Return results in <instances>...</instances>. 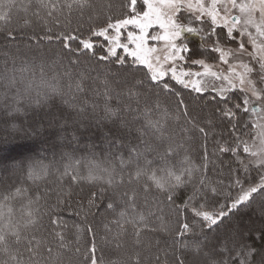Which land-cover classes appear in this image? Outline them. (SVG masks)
Returning a JSON list of instances; mask_svg holds the SVG:
<instances>
[{
  "label": "trees",
  "instance_id": "obj_1",
  "mask_svg": "<svg viewBox=\"0 0 264 264\" xmlns=\"http://www.w3.org/2000/svg\"><path fill=\"white\" fill-rule=\"evenodd\" d=\"M145 8L143 0H111L108 11L99 8L98 0H0V38L13 40L22 30L45 32L46 43H56L65 56L90 59L98 70L88 74L105 72L112 90L139 79V91L148 95L140 109L129 113L117 103L122 115L114 121L101 110L112 102L91 95L95 83L86 77L87 60L68 78L59 76L63 61L56 62L51 52L41 65L33 60L11 67L0 62V124L18 135L16 142H8L6 135L3 139L7 159L33 153L34 148L23 149L27 142L57 156H19L13 161L17 168L0 176V264H150L153 241L164 256L153 264H186L199 244L216 264H264V222L241 234L238 254L235 247L216 246L231 229L227 221L248 222L255 215L251 207L264 197V169L249 151L256 140L252 109L261 105L241 89L220 90L205 81L210 86L198 91L171 76L155 78L147 66L121 51L110 54L104 33ZM180 12L176 20L183 32L185 63L216 61L226 46L231 52L242 49L210 20ZM23 66L30 72H21ZM69 96L70 106L64 103ZM40 97L42 110L27 105ZM201 100L217 106L209 132L206 125L182 124L190 108L198 118ZM9 109L19 114L8 118ZM55 120L62 123L60 128L48 125ZM70 135L79 143L63 151L57 142ZM104 135L111 145L130 140V146L105 154ZM87 143L90 153L82 152ZM132 148L138 154L130 155ZM131 185H139L135 202L134 194L132 202L121 196ZM138 203L141 212H133ZM221 213L227 214L211 224L209 217ZM212 233L215 243L200 241L202 234ZM119 250L125 256L134 250L135 259L115 260L113 252Z\"/></svg>",
  "mask_w": 264,
  "mask_h": 264
},
{
  "label": "rangeland",
  "instance_id": "obj_2",
  "mask_svg": "<svg viewBox=\"0 0 264 264\" xmlns=\"http://www.w3.org/2000/svg\"><path fill=\"white\" fill-rule=\"evenodd\" d=\"M145 3V11L142 14L133 16L132 18L126 19L116 25H114L110 31H106L104 35L109 41V52L112 55L118 54L120 51L122 55H127L135 59L138 63L145 65L149 68L152 75L155 78H166L171 76L178 82L184 84L185 86L194 88L201 91L203 88H208V81L220 90H233L235 88L246 91L254 100V103H260V108H253L254 115L256 116V140L250 148V152L253 161L256 165L262 166L264 169V0H143ZM98 6L104 11H108L111 8V0H98ZM181 10L186 13L194 15L200 20H210L216 27H221L225 29L232 38V40L238 42V46L241 45L242 49L231 52V47L226 46L227 50H220L216 56L219 58L216 61L206 62L204 60H195L192 63L187 64L182 56V42L181 35L183 34L182 29L177 24L176 17L180 14ZM236 19V21L233 20ZM28 31H18L16 33V38L13 40L6 39L5 37L0 38V62L4 64H15L17 65L20 61L25 62L28 60H33L37 64H43L47 60L45 53L52 54L53 59L57 62L63 61V68L58 71L61 78H68L71 75V70L74 67H80L82 60H87V63L83 65L86 71V77L95 83L93 92L91 95H103L110 100L112 104L110 107L104 106L101 110L104 112L105 116L109 119L117 121L122 115L119 111L118 104H121V109L123 112L129 113L130 110L140 109L142 107L143 100H146L148 95L146 91H139L138 87L141 80L133 79V81H125L122 79L120 74L115 75L119 80L125 81L120 87L112 90L106 83L108 81V76L105 72H100L97 75H90L89 72H94L98 70L96 65L92 64L90 59H80L76 54L67 53L66 56L60 51L56 43L47 44L46 40L49 35L45 32L40 33L37 30ZM36 40V41H35ZM54 42V41H53ZM67 60H66V59ZM59 64V63H58ZM13 65H10L11 67ZM25 66V65H24ZM22 67L24 74L30 72ZM82 68V66H81ZM115 77V78H116ZM74 83L77 81H73ZM106 84V85H105ZM55 92H53L54 94ZM139 93V94H137ZM56 98H59L57 95ZM70 100V101H69ZM91 105L92 99H88ZM20 104L28 102L25 100H20ZM73 102L72 96L64 103H69V106ZM205 103L211 105L212 102L209 100H201L197 102L198 105V118L195 117L194 110L189 109L188 116H186V122L183 121V125H190L195 127H201L206 125L207 132L210 131V124L214 118V112L217 113L216 105L212 107L206 106ZM2 103H0L1 106ZM27 105L35 106L36 109H41L44 106V101L40 97L39 101H30ZM42 107V108H41ZM214 111V112H213ZM260 115L257 116V113ZM14 113L9 109L5 116L10 118ZM136 118V117H135ZM119 121H121L119 119ZM56 123V124H54ZM60 123V124H59ZM179 123V122H178ZM47 124V123H46ZM59 124V125H58ZM62 123L59 121L49 123L48 125L52 127L56 126L60 128ZM127 126V122H124ZM179 127H182L180 124ZM9 125L0 124V176H2L6 170L11 171L14 167V160L19 159V156L27 159H35L34 157L43 158L44 160H52L56 157H51L53 152L43 151V148L36 143H26L27 146H23L24 150L29 147L34 148L35 151L31 154L13 156L12 159H7L6 144L3 143L5 135L7 136L8 142H16L14 136L16 133H11L9 131ZM219 130L222 127H217ZM180 129V128H179ZM214 129V127L212 128ZM7 131V132H6ZM10 133V134H7ZM101 137L102 143L105 144L106 151L105 154L111 151H123L130 146V140L126 142L113 141L112 145L109 140L105 137ZM146 138L148 134H145ZM10 140V141H9ZM61 140V139H60ZM79 140V139H78ZM1 142L3 144H1ZM35 142V141H31ZM25 143V142H24ZM77 140H73L70 135L67 140H61L57 142L60 149L72 151V145L78 144ZM24 144V145H26ZM90 143L85 144L83 151L84 153H90L89 146ZM22 147V146H21ZM135 150V149H134ZM133 151V148L132 150ZM151 152V151H148ZM153 154L155 151H152ZM136 155L138 152L130 155ZM49 156V157H47ZM127 157H129L127 155ZM48 158V159H47ZM25 159L24 161H26ZM36 163V162H35ZM33 163V164H35ZM24 166V165H23ZM13 168V169H12ZM19 168V167H18ZM227 171V170H226ZM233 173V170L230 171ZM221 179V177H219ZM7 184V183H6ZM137 186L131 185V188L126 187L127 194L124 192L121 194L122 197L126 199L127 195L130 202L134 194V202L136 200L135 193L137 192ZM241 200H244L243 198ZM251 207L255 211L250 220L242 224H236L234 218H230L227 222L230 226V231L226 235H223L216 243L217 248L224 249V247H235V254H238L239 249L242 250L239 240L244 237L247 233H251L252 230H256L261 227V222H264V208L261 209L259 205L264 204V197ZM141 205L138 203L136 210L133 212H141ZM249 211V210H247ZM131 214V213H129ZM227 213H221L219 215H211L209 217L210 223L214 224L221 220L223 216ZM255 217V218H254ZM105 220L109 219V216L104 217ZM216 234V233H215ZM203 237V238H202ZM214 233L202 234L200 236V241L205 240L208 244L212 241ZM156 241H153V256L148 257V263L157 262L160 258H164L161 254V246H158ZM238 242V243H237ZM246 243V241L241 242V244ZM207 248L209 245L206 246ZM197 250V249H196ZM194 251L193 260H186V264H216L214 256L207 254L205 255L206 249L203 250L201 244L198 245V253ZM218 250V251H219ZM124 251H114L113 258L118 261H124V258L135 259L134 250L131 251V256L124 255ZM155 252V253H154ZM158 254H161L158 256ZM220 254V253H219ZM183 257V254H182ZM225 258V255H221L220 258ZM158 258V259H157ZM222 258V259H223ZM130 259V260H131ZM161 259V260H162ZM143 260V259H141ZM143 262H146L145 260ZM92 264H97L93 261Z\"/></svg>",
  "mask_w": 264,
  "mask_h": 264
}]
</instances>
